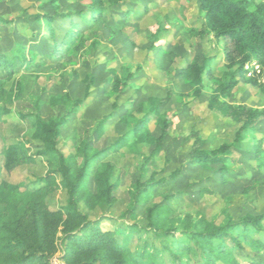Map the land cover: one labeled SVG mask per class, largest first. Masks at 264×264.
I'll use <instances>...</instances> for the list:
<instances>
[{
	"label": "rangeland",
	"instance_id": "1",
	"mask_svg": "<svg viewBox=\"0 0 264 264\" xmlns=\"http://www.w3.org/2000/svg\"><path fill=\"white\" fill-rule=\"evenodd\" d=\"M92 1L0 0V50L10 53L22 43L21 54L28 59L35 55L37 62L18 64L14 74L21 86L10 105L12 113L0 117V168L8 144L22 142L31 152L37 149L38 143L31 139V118L23 119L21 114L40 116L46 121L65 118L58 147L71 156L75 147L89 144L93 153L101 152L100 161L112 165V182L116 184L113 201L103 199L86 204L82 199L80 210L91 220L101 218L99 225L105 231L132 227L134 248H144V242L159 248L173 245L174 237H163L149 223L147 208L154 203L169 206L172 216L165 229L176 236L183 232L185 225L181 219L187 215L192 217V226L202 215L217 224L239 222L248 215H264V160L256 158L260 151L264 155V119L252 132L245 131L241 146L227 153L225 162L191 159L195 140L199 141V151L212 152L237 141L242 126L209 106L218 81L223 79L218 66L214 67V76L203 80L201 95L195 94V87L181 74L195 54L222 55L225 45L218 46L213 39L194 36L190 31L201 29L204 23L205 11L200 0H103L108 7L106 15L90 26L80 24V28L88 29L84 48L69 51L59 60L53 58L46 22L36 16L76 14ZM60 36L62 33L58 31ZM257 65L256 60L247 64L253 74L249 75L246 66L239 85L223 100L264 108V89L250 81L255 77ZM5 77V70L0 69V79ZM119 78L127 80L126 84L119 83ZM259 82L264 83V70ZM11 84L9 81L7 87ZM152 98L162 102L148 122L149 141L133 137L129 141L131 149L126 146L107 150L136 124L130 112L140 104L150 106ZM164 116L172 125L164 141L157 145L150 140L160 136ZM52 167L48 157L40 156L35 163L20 165L11 172L1 170L0 182L39 188V179ZM150 178H154L152 195L127 214L134 203L132 192L136 181ZM90 186L94 192L93 183ZM68 198L62 187L54 186L47 203L51 209L63 208ZM63 237L61 233L58 235L59 251L52 264H66L62 259ZM118 238L123 240L122 235ZM167 254L166 250L159 260ZM234 255L239 264L253 261L264 264V251L253 253L249 245L247 252L235 249Z\"/></svg>",
	"mask_w": 264,
	"mask_h": 264
},
{
	"label": "trees",
	"instance_id": "2",
	"mask_svg": "<svg viewBox=\"0 0 264 264\" xmlns=\"http://www.w3.org/2000/svg\"><path fill=\"white\" fill-rule=\"evenodd\" d=\"M200 4L205 11L203 26L190 31L194 36L213 39L218 46L225 45L222 55L201 57L195 54L181 74L187 83L195 87V94L201 95L203 80L214 76V67L218 66L223 72V79L218 81L209 106L242 126L237 133V141L224 144L212 152L199 151V141L195 140L191 159L223 163L227 153L241 146L245 131L252 132L264 119V108L235 105L223 100L239 85V77L245 75L248 63L256 60L264 68V0H200ZM107 10L103 0H93L86 9L76 14L36 16L39 21L44 19L46 22L52 57L59 60L69 51L83 49L88 39L86 26L103 18ZM82 22L85 28H80ZM58 31L62 36L58 37ZM22 48L23 44L19 43L10 53L0 50V69L6 72V77L0 79L1 118L12 113L10 105L15 102L17 89L21 86V82L14 78L18 64L37 63L34 61L35 55L28 59L21 54ZM257 76L251 78V84L264 89V83H260ZM9 81L12 84L7 87ZM118 82L126 84L127 80L119 78ZM151 102L150 106L140 104L130 112L129 116L136 124L107 150L126 146L131 149L129 141L133 137L149 141L147 125L162 101L152 98ZM21 116L23 119L31 118V139L38 143L37 149L31 152L22 142L8 144L0 171L11 172L20 165L33 164L40 156L48 157V162L54 167L39 179V188L23 187L5 180L0 182V264H52V258L59 251L56 241L60 233L65 240L62 259L66 264H239L234 255L235 249L247 252L249 245L253 253L256 250L264 251V215H248L242 221H225V224H217L202 215L193 226L192 217L187 215L181 219L185 225L183 232L176 236L175 232L165 229L172 213L169 206L161 202L147 208V218L150 225L164 234L163 237H174L173 245L166 244L164 248H159L144 242V248H134L131 238L135 230L132 227L105 231L99 225L101 218L91 220L79 208L82 199L86 204H96L103 199L111 202L116 198L112 165L99 160L101 152L93 153L92 147L84 144L79 149L75 147L69 156L58 147L60 128L65 118L46 121L40 116ZM171 125L170 119L164 116L160 136L152 137L150 141L160 145ZM193 135L196 137L198 133L194 132ZM256 158L264 160L261 151L256 153ZM92 183L94 192L90 189ZM135 184V191L132 192L134 203L127 214L136 210L141 200L150 198L154 178L144 182L138 180ZM54 186L62 187L68 194L67 205L63 208L51 209L48 206L47 197ZM118 235H122L123 240H119ZM166 250L169 254L160 261L159 256L164 255ZM250 264L263 263L253 261Z\"/></svg>",
	"mask_w": 264,
	"mask_h": 264
},
{
	"label": "built area",
	"instance_id": "3",
	"mask_svg": "<svg viewBox=\"0 0 264 264\" xmlns=\"http://www.w3.org/2000/svg\"><path fill=\"white\" fill-rule=\"evenodd\" d=\"M248 67V66H247ZM248 70H249V75H252L253 74V71L251 70V66L248 67ZM262 70H264V68H262L260 65H257L256 66V69L254 70L256 72L255 76L258 77L259 79V76L261 77V73H262ZM258 72V73H257Z\"/></svg>",
	"mask_w": 264,
	"mask_h": 264
}]
</instances>
